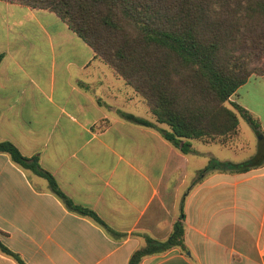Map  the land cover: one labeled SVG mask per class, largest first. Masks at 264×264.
<instances>
[{
    "label": "crops",
    "instance_id": "obj_1",
    "mask_svg": "<svg viewBox=\"0 0 264 264\" xmlns=\"http://www.w3.org/2000/svg\"><path fill=\"white\" fill-rule=\"evenodd\" d=\"M0 55V141L37 157L73 205L113 232L0 154V242L25 264H128L144 237L167 240L181 212L186 251L140 264H264V164L198 179L213 143L174 148L140 96L54 13L0 1ZM230 101L256 119L264 142V75ZM0 264L17 263L0 252Z\"/></svg>",
    "mask_w": 264,
    "mask_h": 264
},
{
    "label": "trees",
    "instance_id": "obj_2",
    "mask_svg": "<svg viewBox=\"0 0 264 264\" xmlns=\"http://www.w3.org/2000/svg\"><path fill=\"white\" fill-rule=\"evenodd\" d=\"M56 14L93 50L95 57L137 92L158 125L123 113L131 123L157 128L182 153L190 141L226 145L239 135V118L254 130L259 150L239 163L212 160L198 173H242L264 164V142L253 116L230 101L252 76L264 75V0H0ZM2 56L0 55V60ZM6 154L23 170L47 180L66 207L110 229L88 209L73 205L37 157H24L10 142ZM184 215L165 241L144 237L128 264L172 249L186 251ZM113 234V232H112ZM0 252L17 264L20 256L0 242Z\"/></svg>",
    "mask_w": 264,
    "mask_h": 264
},
{
    "label": "rangeland",
    "instance_id": "obj_3",
    "mask_svg": "<svg viewBox=\"0 0 264 264\" xmlns=\"http://www.w3.org/2000/svg\"><path fill=\"white\" fill-rule=\"evenodd\" d=\"M262 67L264 68V65H262ZM140 99L143 101L141 96ZM239 129H240L239 138L232 140L229 143L228 147L222 146L220 144H209L206 146V147H211L210 149L212 150L213 153L212 157H208L209 158L208 161L206 160V166H208V164L212 160L219 161L224 158L230 160H236V158H241V161L238 162L248 161L254 156H256V154L260 149L263 150V147L261 146L259 147V139L256 133L249 126V124L242 118H239ZM230 148H233V151L230 150ZM214 157L218 159H213Z\"/></svg>",
    "mask_w": 264,
    "mask_h": 264
}]
</instances>
